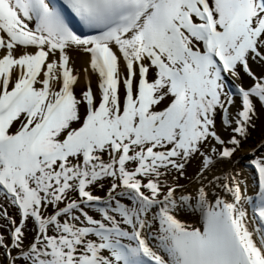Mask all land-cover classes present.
<instances>
[{"label":"snow or ice","instance_id":"snow-or-ice-1","mask_svg":"<svg viewBox=\"0 0 264 264\" xmlns=\"http://www.w3.org/2000/svg\"><path fill=\"white\" fill-rule=\"evenodd\" d=\"M73 50L98 94L88 69L76 94ZM250 61L264 62V0H0V198L20 217L0 204L9 264H264V158L253 195L235 176L208 181L226 198L176 183L195 155L203 176L247 135L254 98L264 106Z\"/></svg>","mask_w":264,"mask_h":264},{"label":"bare ground","instance_id":"bare-ground-1","mask_svg":"<svg viewBox=\"0 0 264 264\" xmlns=\"http://www.w3.org/2000/svg\"><path fill=\"white\" fill-rule=\"evenodd\" d=\"M70 63L71 66L74 68V70L76 72L79 73V81L78 84L75 86V92L76 94L79 96L80 93L85 89L86 87V80H85V69H88V80H90L91 83V87L94 91V93L98 94V88H97V84H98V78L95 74L91 73V70L89 68V56L85 53H83L82 51H78V50H73L70 53ZM263 64L261 62H252L251 63V69L252 71L257 75V74H261V70H263ZM243 79H245L243 77ZM238 80L236 81L237 84H242L243 81L246 82V80ZM239 99L237 98V101ZM233 109V108H232ZM224 133H222V135L224 137L227 136V134H225V129L222 130ZM262 143H264V135L262 136V138L259 139V141H256L254 145L251 146L250 150L254 149L255 147H258L259 145H261ZM209 155H211V153H209ZM215 159V164L214 167H212L210 170L205 171L203 176L198 175V173H200V170L202 168V164H203V159L202 162L200 164V168L199 169H193V170H189L187 172V174L189 175L190 178V182L189 185L187 187H184L183 185V189H178L177 190V195L180 194L181 191L183 192H193L201 183L205 184L206 186H208L210 188V195L212 196H224L226 198V194H224V190L223 188L220 186V183H223V179H221L220 183H216L213 185H208V181H210L214 176L216 177H221L223 178L225 175L228 176H235L241 183L242 186L246 185L247 186V195H253L255 190L252 189L249 185V176L247 171L245 170V166L241 163V161H245V160H240V161H236V159L228 162V161H219ZM243 159H245V157H243ZM247 162V161H246ZM191 172L194 173L193 176L191 175ZM169 180H172L171 178H168ZM214 202V200H213ZM178 218L186 223L188 226L192 227V228H200L202 227V219L200 217L199 213H193L190 214V212H182L181 214H179ZM253 224H250L249 227H253Z\"/></svg>","mask_w":264,"mask_h":264},{"label":"rangeland","instance_id":"rangeland-1","mask_svg":"<svg viewBox=\"0 0 264 264\" xmlns=\"http://www.w3.org/2000/svg\"><path fill=\"white\" fill-rule=\"evenodd\" d=\"M245 76V75H244ZM260 76V75H258ZM264 76V75H262ZM247 78V77H246ZM248 81V86H250L252 84L251 79H247ZM254 104L256 107V115L253 117L252 122H251V126H249L248 130H247V135L245 137H237L238 139H240V145L239 147L236 149V151L234 152L233 156L238 155L239 153L245 152V150H240V147H244L242 144L244 143H248L249 145H252L254 143V141L258 140L264 133V106H261V104L259 103L258 100H256L254 98ZM220 130V117L219 119L216 121V131L218 134H220L219 132ZM221 135V134H220ZM234 135L233 132L231 133V135H229L228 139ZM256 136V137H254ZM214 143V142H212ZM208 145L205 146V148L202 149V151H208ZM247 149V147H246ZM262 151H264V148H260L257 153H262ZM105 159H107V157H105ZM202 157L197 154L195 155L190 161H188L186 163L185 169H184V176L181 177L180 179H178L176 181V183L183 184L185 187H187L189 185L190 182V178L189 175L187 174V172L191 169H199L201 166V162H202ZM194 173L191 172V175L193 176ZM173 175L178 176L179 173H173ZM169 178L172 179V176H169ZM110 186V180H106L104 181V188L101 189L99 187H96L93 189V193L95 195H100V197H104L105 193L107 191V188ZM0 204H4L5 207H8V213L11 217H13L16 220V223L19 224V213L18 210L15 209L14 207H9L6 202L0 198ZM61 207H63V205H61ZM91 210L89 212L90 215H93L95 218L99 219V213ZM51 210H49V214H50ZM34 224L29 221L26 228H25V234L27 239L25 240V246H27L35 237V231L34 229ZM11 228V225L8 223L7 220L0 218V235H3L5 237V243H10L11 238L9 235V229ZM12 255H18V250L16 249H12ZM0 264H9L8 259L5 257L4 255V249L0 248ZM19 264V262H18Z\"/></svg>","mask_w":264,"mask_h":264}]
</instances>
